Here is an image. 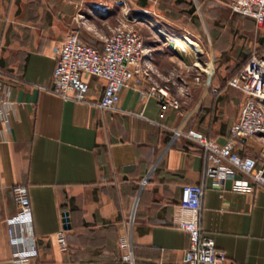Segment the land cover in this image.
<instances>
[{"label": "crops", "instance_id": "obj_1", "mask_svg": "<svg viewBox=\"0 0 264 264\" xmlns=\"http://www.w3.org/2000/svg\"><path fill=\"white\" fill-rule=\"evenodd\" d=\"M139 16L154 28L155 17L161 44L155 58L144 40L143 73L123 90L117 111L96 106L106 88L98 78H87V103L49 92L53 48L71 29L102 50ZM174 39L196 43L188 71L174 60ZM256 50L264 51V25L233 14L228 0H0V264H16L7 222L19 210L17 185L28 188L37 241L29 264H126L118 238L127 227L136 264H182L189 236L176 221L187 185L203 186L201 226L227 264H264V190L234 191L233 179L218 186L206 175L204 149L185 136L195 130L227 142L244 104L228 81ZM153 86H170L181 109L161 119L147 92ZM237 151L264 166L260 136ZM63 211L67 252L56 239Z\"/></svg>", "mask_w": 264, "mask_h": 264}, {"label": "built area", "instance_id": "obj_2", "mask_svg": "<svg viewBox=\"0 0 264 264\" xmlns=\"http://www.w3.org/2000/svg\"><path fill=\"white\" fill-rule=\"evenodd\" d=\"M228 6L233 14L254 19L258 27L264 25V0H228ZM138 21L146 22L140 16L135 19V22ZM53 57L56 69L49 92L64 100L87 103L90 89L87 78H98L106 82V88L96 106L103 111L115 112L123 90L133 86L137 76L142 75L147 54L142 35L135 29L121 27L105 40L102 50L85 44L80 32L71 29L64 40L54 46ZM194 80L200 82V77L196 76ZM228 85L243 93L244 104L227 142L221 145L195 130L188 131L185 136L204 149L206 175L214 179L218 186L224 187L229 179H233L234 191L253 193L256 189L264 190V166L259 168L257 159L242 157L237 151L240 142L259 136L264 140V51H254L246 66L228 81ZM147 92L158 100L161 119L166 117L170 108L181 109L170 86H153ZM238 175L243 177L237 178ZM13 195L19 209L17 215L7 222L13 259L16 264H29L38 257V249L32 234L28 188L17 185ZM203 195L204 188L200 185H187L182 189L181 214L177 217L176 226L189 236V248L182 264H227L226 254L202 229ZM69 228V213L63 211L62 228L56 235L62 252H67L69 248ZM118 246L122 262L136 264L135 245L128 227L119 235Z\"/></svg>", "mask_w": 264, "mask_h": 264}, {"label": "rangeland", "instance_id": "obj_3", "mask_svg": "<svg viewBox=\"0 0 264 264\" xmlns=\"http://www.w3.org/2000/svg\"><path fill=\"white\" fill-rule=\"evenodd\" d=\"M130 14L131 13L129 12V16H131ZM150 19L155 22L154 24L155 28L151 27L148 24L143 25V22L140 23V21L135 24L130 23L129 28L137 30L142 35V37L146 41V46L152 50L151 52H153L154 57L156 58V44L157 45L161 44V42L160 39L156 38V21L154 20L155 17L152 16V18L150 17ZM156 41L158 43H156ZM174 51L177 52L178 55L180 54L178 58L174 59L177 66L181 68L183 71H188L190 67L193 65L192 64L194 63L193 61H195V56L192 55V57H189V56H185L184 54L176 50ZM197 52L199 51L197 50Z\"/></svg>", "mask_w": 264, "mask_h": 264}, {"label": "bare ground", "instance_id": "obj_4", "mask_svg": "<svg viewBox=\"0 0 264 264\" xmlns=\"http://www.w3.org/2000/svg\"><path fill=\"white\" fill-rule=\"evenodd\" d=\"M171 47L189 57H192V55L195 56L197 53V50L195 49L196 43L191 39H174L172 40Z\"/></svg>", "mask_w": 264, "mask_h": 264}]
</instances>
